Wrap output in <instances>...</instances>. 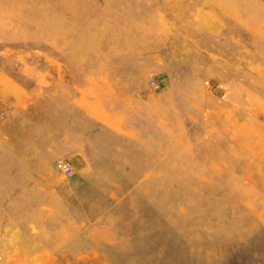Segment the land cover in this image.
Instances as JSON below:
<instances>
[{
	"label": "rangeland",
	"instance_id": "374dc122",
	"mask_svg": "<svg viewBox=\"0 0 264 264\" xmlns=\"http://www.w3.org/2000/svg\"><path fill=\"white\" fill-rule=\"evenodd\" d=\"M262 17L0 0V264H264Z\"/></svg>",
	"mask_w": 264,
	"mask_h": 264
},
{
	"label": "bare ground",
	"instance_id": "6f19581e",
	"mask_svg": "<svg viewBox=\"0 0 264 264\" xmlns=\"http://www.w3.org/2000/svg\"><path fill=\"white\" fill-rule=\"evenodd\" d=\"M245 0H239V2H244ZM247 2H249V0H247ZM238 8L241 10V11H243V12H245V13H248L249 15H252V19H250V20H248L247 21V25L249 26V27H251V26H255V25H257L259 22H260V20L258 19V17H256V16H253V11H252V8L251 7H244V6H242V8H240L239 6H238ZM261 20L262 21H264V17H262L261 18ZM263 37H264V35H262ZM254 136H256L257 138V142H256V146H255V149H260V150H263L264 149V134H262V135H260V136H257L256 134H253ZM259 139L261 140V141H259ZM260 203V202H259Z\"/></svg>",
	"mask_w": 264,
	"mask_h": 264
},
{
	"label": "built area",
	"instance_id": "2783aa9c",
	"mask_svg": "<svg viewBox=\"0 0 264 264\" xmlns=\"http://www.w3.org/2000/svg\"><path fill=\"white\" fill-rule=\"evenodd\" d=\"M151 85L153 87H158L156 79L153 77V74L150 75ZM56 168L60 170L64 175H70L72 173V167L64 161H57Z\"/></svg>",
	"mask_w": 264,
	"mask_h": 264
}]
</instances>
